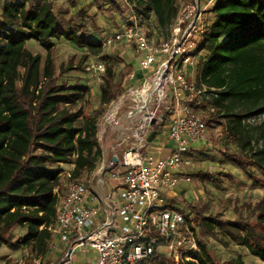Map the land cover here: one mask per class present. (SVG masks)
<instances>
[{
	"label": "trees",
	"instance_id": "obj_1",
	"mask_svg": "<svg viewBox=\"0 0 264 264\" xmlns=\"http://www.w3.org/2000/svg\"><path fill=\"white\" fill-rule=\"evenodd\" d=\"M111 1L126 20L129 12L124 15L122 5ZM127 1L142 19L155 15L162 35L179 11L174 0ZM207 13V25L196 47V81L214 92L211 104L227 119V137L241 146L240 152H220L254 178L251 165L264 170V119L254 131L248 130L246 121L264 115V0H214ZM84 16L80 10L79 19L65 20L55 13L52 0H4L0 13V243L10 242L9 234L20 226L25 235L10 245L32 244L42 257L53 239L59 202L56 189L62 190L61 165L74 164V179L92 175L103 158L102 119L121 95L114 86L116 59L112 57L100 56L107 69L100 83L99 105L88 110L79 106L87 87L63 79L69 70L82 67H74L71 60L57 71V40L87 48L94 55L103 50L102 41L90 37ZM31 40L47 50L43 71L42 56L27 48ZM196 175L202 181H214L211 173L199 170ZM185 202L195 214L189 221L200 251L197 262L183 264H248L241 255L224 262L213 257L199 233L214 227L264 261V198L254 205L256 224L249 217L231 220L206 215L204 206ZM152 262L175 264L173 258L162 255L154 256Z\"/></svg>",
	"mask_w": 264,
	"mask_h": 264
},
{
	"label": "built area",
	"instance_id": "obj_2",
	"mask_svg": "<svg viewBox=\"0 0 264 264\" xmlns=\"http://www.w3.org/2000/svg\"><path fill=\"white\" fill-rule=\"evenodd\" d=\"M124 1L130 7L128 18L102 44L132 46L142 54L140 67L130 72L134 83L102 119L99 139L109 130V149H103L92 184L72 178L70 170L65 189H56L59 202L49 248L57 249L56 239L65 244L56 264L73 261L87 248L95 250L93 264H153L157 255L183 264L197 262L200 251L189 221L195 216L180 211L172 193L181 182L191 181L192 152L207 137L209 123L200 107L203 95L214 92L198 86L193 73L198 37L214 0L182 5L167 37L142 24ZM100 56L93 55L89 67L102 83L107 65ZM153 130L156 135L149 141ZM164 131L167 138L157 140ZM152 141L158 143L155 157L145 152Z\"/></svg>",
	"mask_w": 264,
	"mask_h": 264
},
{
	"label": "rangeland",
	"instance_id": "obj_3",
	"mask_svg": "<svg viewBox=\"0 0 264 264\" xmlns=\"http://www.w3.org/2000/svg\"><path fill=\"white\" fill-rule=\"evenodd\" d=\"M116 1L122 5L124 15L127 14L130 7L127 6L125 1ZM195 1L196 0H174L178 8L185 4L194 3ZM199 1L203 3L207 2V0ZM3 2L4 0H0V13ZM52 2L55 13L65 20H70L71 18L79 19L78 15H80V10H83L85 15L84 21L89 29L90 37L100 39V41H103L108 33L121 29L122 23L124 22L120 14L121 12L117 10L111 0H52ZM206 14V16H208L207 12ZM139 19L142 24L151 31H156L160 36L164 37L168 35L170 27L164 30L165 34L162 35L160 32L161 30L158 28L155 15H151L147 19L145 17L144 19L139 17ZM55 44L54 58L57 71L67 67L71 60H73L72 65L74 67H82L71 69L63 76V79L72 84L80 83L87 87L85 90V99L81 100L79 106H85L87 110L88 108L98 106L100 82L97 75H95L93 70L89 67V61L93 59V52L87 48H80L64 39L57 40ZM27 48L42 56L41 69L43 71L47 50L35 40L29 41L27 43ZM85 55H87V58L83 61ZM100 55L116 59L114 86L117 90H120L121 95H123L125 87L131 83L129 80L130 72L133 68L138 70L140 67V58L142 54L132 46L122 43L120 45L103 47ZM162 58L164 57L161 56L159 59L161 60ZM157 65L158 62L155 63V66ZM153 72L154 69L150 71V75ZM193 74L195 75L196 73ZM19 83H21V80ZM197 85L199 86L198 83ZM121 95L118 98H120ZM118 98L111 102L110 105L115 103ZM210 99L211 95L209 93L203 95L202 105L200 107L201 113L209 123L208 140H205L203 143H197L196 147L198 150H194L195 152L193 151L191 181L181 182L173 189L174 197L177 198L175 205L180 211L190 215L189 205L185 202L187 199L196 208L204 206V214L206 215H219L222 216L223 219L229 218L231 220L249 217V222L256 224V213L253 209L254 205L260 199L264 198V170L255 164L251 165L250 171L255 175L254 178H251L245 171L228 161L223 153L220 152L219 149H221L222 152H240L241 146L234 138L227 137V131L224 127L227 119L223 115L217 113ZM263 119L264 115L248 119L246 121L248 130L254 131V127ZM103 134L104 138H102L103 140L100 143L105 152H107L109 149V141L107 139L111 133L108 130ZM100 136H102V131L99 132V138ZM164 137L167 138L165 131L159 134L157 140ZM156 146H158V143L152 141L145 150L146 154L155 157L157 155ZM72 168L68 166L62 172V191L66 187L68 180L67 175ZM199 170L211 173L214 177V181L208 182L200 180L196 175ZM108 176H110V173H108ZM259 177H261L262 180H259ZM81 179L89 185L92 184V175H85ZM191 214L195 216V214ZM25 233V229L20 226H15L8 236V241L16 243ZM199 238L206 243L213 257L220 262L241 255L248 264H264V261L252 255L246 246L234 242L229 235L223 233L218 227H214L213 231L211 230L205 234L202 232L199 233ZM10 242L1 241L0 243V264H56L65 246L64 243L58 240L56 241L57 249L53 251L50 250L48 246L47 254L42 257L39 254L38 248L35 249V251L32 250V244L27 245L20 243L18 248H13ZM89 249V253L79 251L78 258L66 264H80V262L85 261L91 257L92 248ZM87 256L89 257L87 258Z\"/></svg>",
	"mask_w": 264,
	"mask_h": 264
},
{
	"label": "crops",
	"instance_id": "obj_4",
	"mask_svg": "<svg viewBox=\"0 0 264 264\" xmlns=\"http://www.w3.org/2000/svg\"><path fill=\"white\" fill-rule=\"evenodd\" d=\"M207 15V14H206ZM206 18H207V16H206ZM138 83L140 82V81H137ZM208 134H209V126H208V130H207V137H208ZM206 137V141L208 140V138ZM203 143V142H202ZM195 150H198L197 148L195 149ZM200 150V149H199ZM169 150L168 149H166L165 151H164V153H167ZM195 152V151H194ZM194 152H192V155L194 154ZM233 164V163H232ZM65 166H71V168L73 167V164H62L61 165V168L62 169H66L67 167H65ZM70 168V167H69ZM172 194H174V193H172ZM56 241H58V239H56ZM90 249L89 248H87L85 251H82V252H88ZM92 250V253L90 254V256L91 257H89V256H87V258L88 259H86L85 261H82V262H80V264H93L94 262H95V259H96V253H95V250L94 249H91ZM81 252V251H80ZM90 252V251H89ZM88 252V253H89ZM77 258H78V256H77Z\"/></svg>",
	"mask_w": 264,
	"mask_h": 264
},
{
	"label": "water",
	"instance_id": "obj_5",
	"mask_svg": "<svg viewBox=\"0 0 264 264\" xmlns=\"http://www.w3.org/2000/svg\"><path fill=\"white\" fill-rule=\"evenodd\" d=\"M138 77H139V78H142V77H143V74H142V73H139V74H138ZM153 123H155V120L153 121ZM155 135H156V130H153V131L151 132V134L149 135L148 140L151 141V140L155 137ZM115 159H116V158H115Z\"/></svg>",
	"mask_w": 264,
	"mask_h": 264
}]
</instances>
